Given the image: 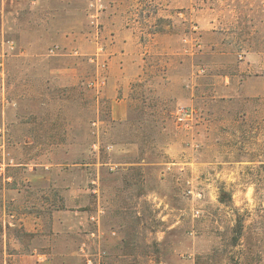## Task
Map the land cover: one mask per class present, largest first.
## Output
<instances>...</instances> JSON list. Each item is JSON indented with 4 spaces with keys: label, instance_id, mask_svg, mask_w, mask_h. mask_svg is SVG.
Wrapping results in <instances>:
<instances>
[{
    "label": "rangeland",
    "instance_id": "374dc122",
    "mask_svg": "<svg viewBox=\"0 0 264 264\" xmlns=\"http://www.w3.org/2000/svg\"><path fill=\"white\" fill-rule=\"evenodd\" d=\"M145 2L124 85L89 0H0V264H264V0Z\"/></svg>",
    "mask_w": 264,
    "mask_h": 264
},
{
    "label": "crops",
    "instance_id": "0c3cea01",
    "mask_svg": "<svg viewBox=\"0 0 264 264\" xmlns=\"http://www.w3.org/2000/svg\"><path fill=\"white\" fill-rule=\"evenodd\" d=\"M135 2L137 0H109L108 2L104 22L107 51L110 55L109 69L111 84L120 82L121 84L127 85V83L134 81L139 76L144 67L143 58L141 59L137 54L138 48L140 46L143 47L144 43H141V35L136 28V19L138 17L135 14ZM195 3L196 0H146L145 3H142L143 6H141H146L147 8L141 12L146 15V19L149 21L153 15L161 17L167 12L170 13L174 9L183 7L194 12ZM147 4H152L154 8L158 9L154 11V14L150 13L148 18L147 13L150 8ZM175 17L173 16V18ZM142 51L140 50V52ZM51 175L53 174H49V176ZM34 178L37 179V176L34 175ZM70 226L71 223L64 224V230ZM23 259L25 258H20L19 264H25Z\"/></svg>",
    "mask_w": 264,
    "mask_h": 264
},
{
    "label": "built area",
    "instance_id": "2783aa9c",
    "mask_svg": "<svg viewBox=\"0 0 264 264\" xmlns=\"http://www.w3.org/2000/svg\"><path fill=\"white\" fill-rule=\"evenodd\" d=\"M105 11H106V1L105 0H89L88 6H87V17H88L90 24L93 27V30H94L93 39L94 41L97 42L99 50H103V46H101L99 43H100V40L102 39V24H103L102 21L104 18ZM56 52H57V48H53L50 50V54L52 55H55ZM1 66L2 64H0V67ZM88 86L94 91H96L97 93H100L106 87V80L104 77H99L95 81L90 82ZM188 114L189 112L185 111V109H179L178 111L179 120H185V117ZM94 148L95 149L97 148V144L94 145Z\"/></svg>",
    "mask_w": 264,
    "mask_h": 264
}]
</instances>
